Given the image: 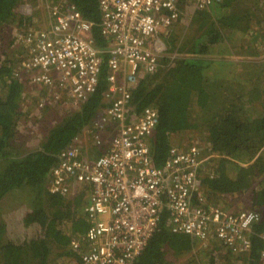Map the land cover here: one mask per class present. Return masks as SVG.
I'll use <instances>...</instances> for the list:
<instances>
[{
    "label": "trees",
    "instance_id": "trees-1",
    "mask_svg": "<svg viewBox=\"0 0 264 264\" xmlns=\"http://www.w3.org/2000/svg\"><path fill=\"white\" fill-rule=\"evenodd\" d=\"M22 1L0 0V264H80L70 240L80 239L87 229L81 209L85 190L76 197L55 195L46 183L59 152L84 146L75 138L88 131L106 104L108 54L102 55L97 87L87 100L76 108L59 102L57 109H38L46 89L32 94L29 89L35 87L30 81L14 76L28 53L26 46L13 40L16 32L27 28L26 16L18 11ZM67 2L92 24L93 42L104 49L109 39L100 32L98 0ZM188 7L185 0L177 3L182 12ZM214 8L213 14L219 11L212 19V12L199 10L190 21L183 20V26L178 22L173 28L183 18L180 15L168 28L163 36L166 54L154 73L142 75L131 88L130 109L135 114L149 106L157 111L158 122L149 138L155 165L166 162L171 147L181 150L193 144L197 134L200 144H195L206 156L200 172L207 201L222 198V203L227 195L247 188L254 192L251 208L261 219L249 234L248 254L233 255L214 237L203 246L187 234L173 233L169 213L163 209L133 264H166L168 253L190 254L176 264H264L260 238L264 233V114L255 109L264 108V51L259 49L264 48V3L222 0ZM51 113L56 118L51 117L43 137L31 136L33 147L24 149L30 135L26 132L35 134V126ZM91 150L100 154L94 144ZM197 196H192L194 204Z\"/></svg>",
    "mask_w": 264,
    "mask_h": 264
},
{
    "label": "built area",
    "instance_id": "built-area-1",
    "mask_svg": "<svg viewBox=\"0 0 264 264\" xmlns=\"http://www.w3.org/2000/svg\"><path fill=\"white\" fill-rule=\"evenodd\" d=\"M178 1L98 0L100 32L109 39L104 49L93 42L92 24L67 0H24L18 6L26 23L40 6L46 21H36L30 28L27 23L26 31L14 34L15 44L28 49L14 76L29 80L38 88L35 92L44 87L47 100L78 107L95 92L102 55L108 54L106 104L87 131L100 154L68 146L59 152L46 183L55 195L76 197L85 190L82 213L87 229L83 237L70 241L80 264H133L163 209L169 213L173 233L187 234L203 246L214 237L233 255L250 250L249 234L260 214L231 208L229 195L227 202L207 201L200 172L205 159L195 143L181 150L171 147L166 162L155 165L149 138L158 122L157 111L149 106L139 114L131 113V88L142 75L157 70L166 54L163 36L168 28L180 15L191 20L197 11L222 2L185 0L189 7L182 12ZM193 194L198 195L197 204ZM260 238L264 241V233Z\"/></svg>",
    "mask_w": 264,
    "mask_h": 264
},
{
    "label": "rangeland",
    "instance_id": "rangeland-1",
    "mask_svg": "<svg viewBox=\"0 0 264 264\" xmlns=\"http://www.w3.org/2000/svg\"><path fill=\"white\" fill-rule=\"evenodd\" d=\"M22 8H24V6L22 5ZM40 8H41V6L37 9V11L38 12H36L37 14L35 15L36 17H34V19L36 20V21H38V22H42V21H46L45 19L46 18H43L42 17V14L40 13ZM224 10H227V7H225V8H223ZM215 10V8H213V9H210V10H208V12L210 13V12H212V13H210L209 15L211 16V19L213 18V17H216V14H217V12L219 11V10H216L215 12H214V14H213V11ZM182 17L183 18H181V21H177L175 24H174V26H173V28L175 27V25L178 23V22H180L178 25H180V26H183V24H182V22H183V20H187V21H190V19L188 20V18L186 17V15L184 14V15H182ZM215 20V19H214ZM178 28H180V27H178ZM167 35H168V33H167ZM2 49L4 50L5 48L4 47H2ZM259 49L261 50V51H264V48L263 47H259ZM262 56H264V53L262 54ZM221 57H223V56H221ZM235 58V57H234ZM30 90V92L33 94H35V91L36 90H38V88L37 87H35V89L34 90H32V89H29ZM30 93V94H31ZM42 93V97H40V98H42L41 100H44V103H43V106L42 107H40V106H38V109H42V108H45V107H50V109H57V107H56V103H59V102H53V100H47L48 99V97H49V92L48 91H42L41 92ZM263 99H264V94H263ZM39 103H40V100H39ZM63 106L64 107H67L68 105L67 104H65V103H63ZM255 109H256V111L258 112L257 114L258 115H262V114H264V108L263 107H261V106H256L255 107ZM43 111V110H42ZM51 111V110H50ZM51 115H55L54 113H51L50 115H48L45 119L43 118L42 119V123H41V125L40 126H35L36 127V130H35V134H34V132H32V131H28V132H26L28 135H29V137H28V139H27V144H26V146H25V148L24 149H30V148H32L33 147V144H34V139L31 137V136H36L37 137V139L40 137H43V135H44V132H45V128H46V125H48L51 121H52V118H53V120L56 118V117H53V116H51ZM52 117V118H51ZM36 140V139H35ZM79 143L82 145H84L82 148H85V152L88 154L89 153V151L91 150V145L93 144L92 142H91V140L89 139V136H88V132L86 131V132H84V135H81L80 136V139H79ZM194 142L193 143H197L198 145L200 144V138H199V136L196 134L195 135V137H194V140H193ZM196 144V145H197ZM197 145V146H198ZM201 146H203V145H201ZM81 147V146H80ZM199 147V146H198ZM94 152H95V150H94ZM93 152V153H94ZM90 154H92V153H90ZM93 156H94V154H92ZM203 158H206V156L205 157H203ZM84 199H85V197H84ZM84 199H83V202H82V204H81V209H83V205L85 204V202L86 201H84ZM25 205H23V207H24ZM231 208H233V209H237V210H241L242 208H236V206L234 205V203H232V206H231ZM71 241V240H70ZM68 242H66V245H68L67 244ZM190 256V254H186V255H176V254H174V253H168L167 254V259H166V264H176V263H178V262H184L188 257ZM74 261H71L70 263H73ZM76 264V263H75Z\"/></svg>",
    "mask_w": 264,
    "mask_h": 264
},
{
    "label": "crops",
    "instance_id": "crops-1",
    "mask_svg": "<svg viewBox=\"0 0 264 264\" xmlns=\"http://www.w3.org/2000/svg\"><path fill=\"white\" fill-rule=\"evenodd\" d=\"M216 5H214L213 7H211L210 9H213ZM209 9V10H210ZM29 17V16H28ZM36 17V16H35ZM30 19V22L28 23V27L30 28V26L36 24V20H34V16L33 17H29ZM43 25V24H41ZM254 192H252V190H248L247 188L246 189H243L241 191V193H239L238 191H235L233 192V194L229 195L231 196L229 199L232 201V203H234V205L236 206V208H242L241 210H253L251 207H252V195H253ZM224 202L226 201L227 202V197L223 198ZM222 200V198L220 200H218L216 203L215 202H212V203H215V204H219L220 201Z\"/></svg>",
    "mask_w": 264,
    "mask_h": 264
},
{
    "label": "clouds",
    "instance_id": "clouds-1",
    "mask_svg": "<svg viewBox=\"0 0 264 264\" xmlns=\"http://www.w3.org/2000/svg\"><path fill=\"white\" fill-rule=\"evenodd\" d=\"M26 30H27V28H26ZM86 232V231H85Z\"/></svg>",
    "mask_w": 264,
    "mask_h": 264
}]
</instances>
